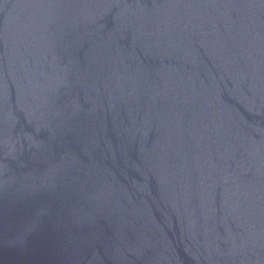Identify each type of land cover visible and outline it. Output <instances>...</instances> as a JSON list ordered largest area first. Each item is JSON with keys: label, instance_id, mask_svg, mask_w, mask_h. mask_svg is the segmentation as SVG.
I'll return each mask as SVG.
<instances>
[{"label": "water", "instance_id": "water-1", "mask_svg": "<svg viewBox=\"0 0 264 264\" xmlns=\"http://www.w3.org/2000/svg\"><path fill=\"white\" fill-rule=\"evenodd\" d=\"M0 264H264V0H0Z\"/></svg>", "mask_w": 264, "mask_h": 264}]
</instances>
